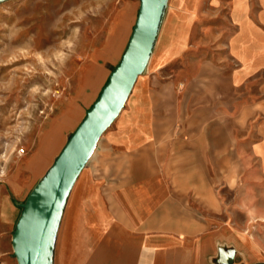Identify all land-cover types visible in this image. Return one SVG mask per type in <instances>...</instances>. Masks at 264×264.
<instances>
[{
  "label": "crops",
  "instance_id": "0c3cea01",
  "mask_svg": "<svg viewBox=\"0 0 264 264\" xmlns=\"http://www.w3.org/2000/svg\"><path fill=\"white\" fill-rule=\"evenodd\" d=\"M176 2L145 72L72 188L59 264L63 254L69 264L254 263L253 241L233 220L212 213L203 222L195 208L199 197L217 194L219 181L228 195V182L240 179L242 211L264 212V0H225V19L219 15L210 29L200 19L207 0H195L193 10ZM138 6L127 0L116 9L101 44L42 121L20 160L22 186L11 183L14 194L33 188L100 94ZM43 130L44 140L55 138L49 153Z\"/></svg>",
  "mask_w": 264,
  "mask_h": 264
},
{
  "label": "rangeland",
  "instance_id": "374dc122",
  "mask_svg": "<svg viewBox=\"0 0 264 264\" xmlns=\"http://www.w3.org/2000/svg\"><path fill=\"white\" fill-rule=\"evenodd\" d=\"M126 1L10 0L0 4V264H17L12 234L21 204L32 189L30 186L21 194L13 193L11 183L17 191L22 186L18 175L24 164L20 160L36 140L42 121L52 114L77 80L87 54L101 44L114 12ZM134 1L139 5V0ZM175 1L179 7L191 10L196 4L195 0ZM215 1V7H211L212 0H207L206 14L200 18L208 29L216 24L219 15L226 17L225 0ZM209 37L205 36L203 42ZM46 132H40L41 144H46L52 135L48 134L44 140ZM21 147L24 153H20ZM223 183L218 182L214 190L217 194L199 197L202 206L195 208L196 219L204 222L215 213L219 220H233L234 230L246 233L253 241L252 261L264 263V212L242 211L244 196L240 179L228 182L231 191L228 195L222 194L226 187ZM252 199L258 200L259 196ZM211 203L218 204V211L211 210L215 208ZM244 220L250 223L249 227L243 228ZM61 225L54 264L60 262L64 222ZM61 262L67 264L65 254Z\"/></svg>",
  "mask_w": 264,
  "mask_h": 264
},
{
  "label": "water",
  "instance_id": "95a60500",
  "mask_svg": "<svg viewBox=\"0 0 264 264\" xmlns=\"http://www.w3.org/2000/svg\"><path fill=\"white\" fill-rule=\"evenodd\" d=\"M7 1L10 0H0V4ZM168 4L169 0H139L136 19L119 62L82 121L68 135L60 153L21 204L12 234L17 264H54L58 232L72 188L145 72Z\"/></svg>",
  "mask_w": 264,
  "mask_h": 264
},
{
  "label": "bare ground",
  "instance_id": "6f19581e",
  "mask_svg": "<svg viewBox=\"0 0 264 264\" xmlns=\"http://www.w3.org/2000/svg\"><path fill=\"white\" fill-rule=\"evenodd\" d=\"M134 22H135V17H134V20H133V22H132L131 27L134 25ZM123 43H124V39H123V42H122V44H121L120 49L122 48ZM54 140H55L54 136L50 135V136H49V140H47V143L43 145V146H44V150H45L46 153H49V152L54 148V144H55V143H54ZM44 142H45V141H44ZM40 170H41V168L38 167V168H36L33 172H34V173H38V172H40ZM72 231H73V226H72V230H70V233H69L70 236H71V234H72ZM68 262H69V261H68V258H67V264H69Z\"/></svg>",
  "mask_w": 264,
  "mask_h": 264
},
{
  "label": "built area",
  "instance_id": "2783aa9c",
  "mask_svg": "<svg viewBox=\"0 0 264 264\" xmlns=\"http://www.w3.org/2000/svg\"><path fill=\"white\" fill-rule=\"evenodd\" d=\"M25 149L23 147L20 148V153H24Z\"/></svg>",
  "mask_w": 264,
  "mask_h": 264
}]
</instances>
